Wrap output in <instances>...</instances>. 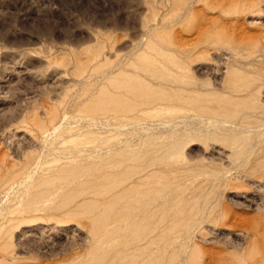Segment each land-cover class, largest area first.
I'll return each mask as SVG.
<instances>
[{"label": "rangeland", "instance_id": "1", "mask_svg": "<svg viewBox=\"0 0 264 264\" xmlns=\"http://www.w3.org/2000/svg\"><path fill=\"white\" fill-rule=\"evenodd\" d=\"M0 264H264V0H0Z\"/></svg>", "mask_w": 264, "mask_h": 264}, {"label": "bare ground", "instance_id": "2", "mask_svg": "<svg viewBox=\"0 0 264 264\" xmlns=\"http://www.w3.org/2000/svg\"><path fill=\"white\" fill-rule=\"evenodd\" d=\"M221 1V0H220ZM229 1V0H228ZM231 1V0H230ZM219 2V1H218ZM239 3V2H238ZM241 3V2H240ZM239 3V4H240ZM241 8V7H240ZM189 53V52H188ZM191 54H193V53H191ZM188 55V54H187ZM192 57V56H191ZM195 57V56H194ZM198 57V56H197ZM184 58V57H183ZM189 59V58H188ZM223 69V68H222ZM222 69H221V71H222ZM251 199V198H250ZM155 210V209H154ZM122 254V253H121ZM120 257V256H119Z\"/></svg>", "mask_w": 264, "mask_h": 264}]
</instances>
